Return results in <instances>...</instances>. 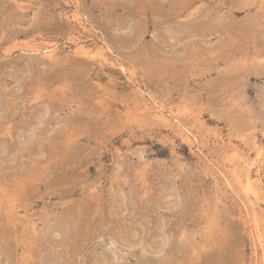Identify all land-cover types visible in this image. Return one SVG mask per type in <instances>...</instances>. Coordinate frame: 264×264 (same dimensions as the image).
<instances>
[{"label":"rangeland","instance_id":"1","mask_svg":"<svg viewBox=\"0 0 264 264\" xmlns=\"http://www.w3.org/2000/svg\"><path fill=\"white\" fill-rule=\"evenodd\" d=\"M0 264H264V0H0Z\"/></svg>","mask_w":264,"mask_h":264},{"label":"bare ground","instance_id":"2","mask_svg":"<svg viewBox=\"0 0 264 264\" xmlns=\"http://www.w3.org/2000/svg\"><path fill=\"white\" fill-rule=\"evenodd\" d=\"M53 49V48H52ZM102 51V50H101ZM105 58V57H104Z\"/></svg>","mask_w":264,"mask_h":264}]
</instances>
